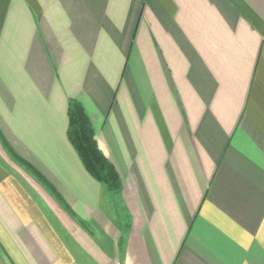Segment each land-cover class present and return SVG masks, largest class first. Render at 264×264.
<instances>
[{
	"label": "crops",
	"instance_id": "1",
	"mask_svg": "<svg viewBox=\"0 0 264 264\" xmlns=\"http://www.w3.org/2000/svg\"><path fill=\"white\" fill-rule=\"evenodd\" d=\"M121 88L161 150L134 114L129 159ZM73 99L126 165L116 207ZM0 264H264V0H0Z\"/></svg>",
	"mask_w": 264,
	"mask_h": 264
},
{
	"label": "trees",
	"instance_id": "2",
	"mask_svg": "<svg viewBox=\"0 0 264 264\" xmlns=\"http://www.w3.org/2000/svg\"><path fill=\"white\" fill-rule=\"evenodd\" d=\"M68 118V138L87 172L109 192L120 193L123 188L120 173L100 148L95 127L80 101H70Z\"/></svg>",
	"mask_w": 264,
	"mask_h": 264
},
{
	"label": "rangeland",
	"instance_id": "3",
	"mask_svg": "<svg viewBox=\"0 0 264 264\" xmlns=\"http://www.w3.org/2000/svg\"><path fill=\"white\" fill-rule=\"evenodd\" d=\"M121 91L122 93L119 95V97L112 99V102L109 103L108 105L109 122L111 121L114 122L115 127L119 134V140L122 141L124 151L127 152L129 159H132V155L134 154V152H131L129 150V146L132 144V128H133L134 114L135 116L138 117L140 123L145 127V129L147 130L146 132L149 133V134L146 133L147 137H150V141L158 145L159 149L161 150L162 149L161 147L165 144V140H164L161 130L159 129V125L155 126L154 124V120L152 118L150 110H148V104L144 103L143 105L140 103L138 104V106H136V110L134 111L133 110L134 106L131 101L132 100V97H131L132 88L130 89L129 94H126L125 91L123 92L122 88H121ZM173 105L179 107L178 103H174ZM162 107H163V104H162ZM164 112L166 113V116H167V111H165V109H164ZM140 135L141 134L139 133V137ZM113 153H114V156L116 157V152L113 151ZM115 160L118 161L117 168H119L118 170L120 172V175L122 177H125L126 165L117 159ZM107 192L109 195L106 194L104 196L105 202L108 204L110 200L111 201L113 200V203L116 207L117 206V196L111 195V192L109 191ZM95 207L98 208V203ZM88 228L90 229V231H92L94 239H97V234L93 226L88 224ZM93 241L97 242L96 240H93ZM120 247L122 248V245H120Z\"/></svg>",
	"mask_w": 264,
	"mask_h": 264
}]
</instances>
